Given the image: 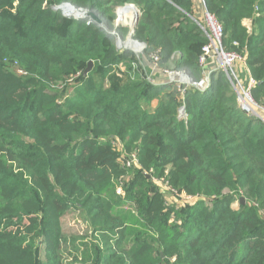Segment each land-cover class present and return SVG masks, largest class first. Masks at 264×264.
<instances>
[{"label":"trees","instance_id":"obj_1","mask_svg":"<svg viewBox=\"0 0 264 264\" xmlns=\"http://www.w3.org/2000/svg\"><path fill=\"white\" fill-rule=\"evenodd\" d=\"M63 3L100 25L51 10ZM129 4L146 56L198 80L194 0H0V264H264V123L221 70L180 121L175 87L105 32ZM204 5L264 108V0ZM73 215L83 235L65 233Z\"/></svg>","mask_w":264,"mask_h":264},{"label":"built area","instance_id":"obj_2","mask_svg":"<svg viewBox=\"0 0 264 264\" xmlns=\"http://www.w3.org/2000/svg\"><path fill=\"white\" fill-rule=\"evenodd\" d=\"M165 1L172 6H176V0ZM194 2L198 5H196L197 7L195 6V12L191 17V20L199 27L207 39V43L202 47L201 54L198 58L199 67L201 68V77L198 80L193 81L184 72L177 70L164 69L161 73H159L157 69L160 61L158 52H153L148 55L147 59L151 65L149 66L148 71L151 72V75H146L143 66L145 63L140 60V56L145 52L146 45L133 39L134 29L140 15L139 10L134 5L129 4L116 9V19L114 23L115 30H117L118 27L127 30V35L123 40H121L116 33H113L116 39L117 49L129 52L134 56L136 65L142 69L144 79L151 85L163 86L156 81L155 74L158 73L164 77V85H172L175 87L180 97V105L177 109V118L184 124L187 123V113L184 105L185 94L191 88L199 93L207 91L210 87L211 75L215 71L219 70H221L230 80L236 93L237 103L240 109L264 123V108L258 106L251 97V90L256 84L255 80L249 77L247 70L244 75L247 76V79L242 80L237 71L238 65L245 67L244 58L236 53L224 50L222 46V26L219 24L214 15L207 12L204 0H194ZM128 7L135 10V15H133L132 18L128 16L126 17L124 14L121 15L119 12L120 10ZM51 10L60 12L63 17L70 20L85 21L87 25L95 23L89 17V13L82 9H76L66 3L53 5L51 6ZM126 20L129 22L128 25L125 24ZM128 40L136 42L138 47H126L125 42ZM18 71L21 73L20 70ZM133 161H136L133 156L131 160H125L126 165H129ZM117 192H119V190ZM185 198L189 200V197L185 196Z\"/></svg>","mask_w":264,"mask_h":264},{"label":"rangeland","instance_id":"obj_3","mask_svg":"<svg viewBox=\"0 0 264 264\" xmlns=\"http://www.w3.org/2000/svg\"><path fill=\"white\" fill-rule=\"evenodd\" d=\"M125 9L135 12V10L133 8H129L128 7V8H125ZM115 19H116V11H115ZM114 23H115V20H114ZM128 23H129L128 20H126L125 24L128 25ZM105 30H106L105 32H107V34H109L113 38L116 48H117V44H116V39H115V36L113 35V33H116L121 40H123L125 38V36L127 35V32H126L127 30H125V33H124V30H122V31L121 30H115V25L111 29H108V30L105 29ZM133 39H135V38L133 37ZM135 40H137V39H135ZM130 42L133 43L135 45V47H138L136 42H134V41H130ZM141 43H143V42H141ZM118 50H120V49H118ZM146 52H147V49H145V52L143 53V55L140 56V60L145 63L143 66H144V69H145L144 71L146 72V75L150 76L151 72L148 71V68L151 65H150L149 60L147 59ZM157 69H158L159 73H161L164 69H168V68H162L158 64ZM160 187L163 190H167L166 188L162 187L161 185H160ZM168 194H169V196L167 197L168 203L176 201V198H175L173 193H169L168 192ZM232 207L233 208H237L238 207V200H235L233 202ZM63 226H64L66 234L83 235V233H84V225L77 218H75V215L66 218L64 220Z\"/></svg>","mask_w":264,"mask_h":264},{"label":"crops","instance_id":"obj_4","mask_svg":"<svg viewBox=\"0 0 264 264\" xmlns=\"http://www.w3.org/2000/svg\"><path fill=\"white\" fill-rule=\"evenodd\" d=\"M126 10H127V9H124V10L120 11V14H122V12H124V11H126ZM249 23H250V22H249L248 20L243 21V24H244L245 26H247V27L249 26ZM237 68H238V69H237L238 74H239L240 76H244V75H245V72H246L245 67L242 66V65H238ZM155 77H156V81H157V83H159V84H161V85H164L165 80H164V77H163L162 75L156 73V74H155Z\"/></svg>","mask_w":264,"mask_h":264},{"label":"water","instance_id":"obj_5","mask_svg":"<svg viewBox=\"0 0 264 264\" xmlns=\"http://www.w3.org/2000/svg\"><path fill=\"white\" fill-rule=\"evenodd\" d=\"M89 17L96 23V24H98V25H100V20L93 14V13H89ZM91 66H92V62H89L88 63V65H87V68L85 69V71H84V75L85 74H87L88 72H89V70H90V68H91ZM239 203L240 204H244L245 203V200H244V198H239Z\"/></svg>","mask_w":264,"mask_h":264},{"label":"bare ground","instance_id":"obj_6","mask_svg":"<svg viewBox=\"0 0 264 264\" xmlns=\"http://www.w3.org/2000/svg\"><path fill=\"white\" fill-rule=\"evenodd\" d=\"M65 8H66V7H65ZM123 14H124L126 17L128 16V17L132 18V16L135 15V12L130 11V10H126V11L122 12L121 15H123ZM125 46H126V47H129V46L135 47V45H134L133 43H131L129 40L125 42Z\"/></svg>","mask_w":264,"mask_h":264}]
</instances>
